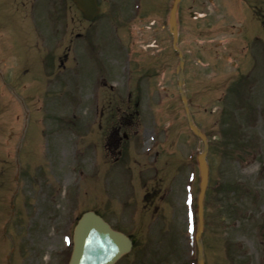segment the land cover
<instances>
[{
  "label": "rangeland",
  "instance_id": "374dc122",
  "mask_svg": "<svg viewBox=\"0 0 264 264\" xmlns=\"http://www.w3.org/2000/svg\"><path fill=\"white\" fill-rule=\"evenodd\" d=\"M53 1L0 0V264H66L87 210L132 238L118 264H197L202 143L161 28L166 0L149 4L159 23L140 45L114 13L104 34L97 17L88 59L60 38L66 1ZM183 3V91L208 143L204 264H264V0Z\"/></svg>",
  "mask_w": 264,
  "mask_h": 264
},
{
  "label": "water",
  "instance_id": "95a60500",
  "mask_svg": "<svg viewBox=\"0 0 264 264\" xmlns=\"http://www.w3.org/2000/svg\"><path fill=\"white\" fill-rule=\"evenodd\" d=\"M87 19L97 12L95 0H74ZM178 0H174L169 13V27L176 48L177 31L175 24V9ZM182 68V59L178 70ZM181 99L186 107V98L180 87ZM190 128L204 141V149L198 155L200 172L199 193L197 197L199 227L196 238L202 230V200L207 184V165L205 161V136L189 120ZM130 240L120 232L112 230L99 216L93 212H86L77 222L73 233V248L68 264H112L121 254L130 248ZM199 264H202L200 257Z\"/></svg>",
  "mask_w": 264,
  "mask_h": 264
},
{
  "label": "flooded vegetation",
  "instance_id": "af4514ba",
  "mask_svg": "<svg viewBox=\"0 0 264 264\" xmlns=\"http://www.w3.org/2000/svg\"><path fill=\"white\" fill-rule=\"evenodd\" d=\"M113 2V4L111 3ZM164 0H97V4L99 6V13L103 16L100 23L97 25L101 33L104 34L105 25L107 23V19L105 15L110 13H114V21L117 20L118 24H115V29L120 27L124 28L125 33L127 34L126 44L129 43L128 40L135 36V39H132V42H144L148 40L150 33L157 23H159L158 18L150 17L152 14L151 11L154 10L156 13L160 12L163 8ZM181 0L178 5L177 10V22L178 28L181 27L182 19V11L184 8V4ZM182 3V5H181ZM149 4H155V6H151ZM149 6V11H148ZM158 7V8H157ZM66 10V34H67V47L71 51H77L81 56H84L88 49V42L85 38L88 37L90 25L89 22L83 20L81 13L77 10L72 0H66L65 5ZM75 12L79 14L80 20H78V24L75 26ZM116 14V15H115ZM107 20V21H106ZM109 22V21H108ZM84 23L87 27L83 28ZM80 24L82 26H80ZM158 26V25H157ZM75 28L77 32L75 33ZM74 35L80 36L81 41L75 42ZM115 43L120 46L124 42L120 34L116 35Z\"/></svg>",
  "mask_w": 264,
  "mask_h": 264
}]
</instances>
